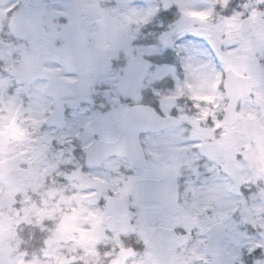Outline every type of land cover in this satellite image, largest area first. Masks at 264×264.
I'll list each match as a JSON object with an SVG mask.
<instances>
[{"label":"snow or ice","instance_id":"1","mask_svg":"<svg viewBox=\"0 0 264 264\" xmlns=\"http://www.w3.org/2000/svg\"><path fill=\"white\" fill-rule=\"evenodd\" d=\"M0 264H264V0H0Z\"/></svg>","mask_w":264,"mask_h":264}]
</instances>
